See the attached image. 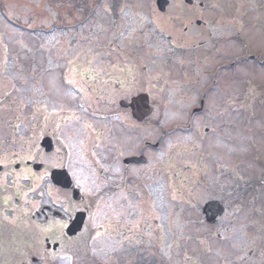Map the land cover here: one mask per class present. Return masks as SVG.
Instances as JSON below:
<instances>
[{
    "label": "flooded vegetation",
    "instance_id": "obj_1",
    "mask_svg": "<svg viewBox=\"0 0 264 264\" xmlns=\"http://www.w3.org/2000/svg\"><path fill=\"white\" fill-rule=\"evenodd\" d=\"M167 1L122 30L139 0H89L95 40L42 56L52 70L0 61V264H172L225 240L207 264H264V19L249 0Z\"/></svg>",
    "mask_w": 264,
    "mask_h": 264
},
{
    "label": "rangeland",
    "instance_id": "obj_2",
    "mask_svg": "<svg viewBox=\"0 0 264 264\" xmlns=\"http://www.w3.org/2000/svg\"><path fill=\"white\" fill-rule=\"evenodd\" d=\"M88 1L89 0H0V10L2 11H0V20L4 21L5 19L8 22L6 23L4 21L6 23L5 28L2 26L4 23L0 24V41L4 44V49H0V58L6 57L7 55L10 56V46H16L12 48V54H19V58L22 61L21 63H17L14 56H11V64L6 62V67H4L5 70L7 66L9 67L10 65L11 71L15 73H22L23 69L36 70L37 67L34 66L33 62L36 61L37 64H41L40 71H43L48 68V65L43 64L42 56L59 54L61 51V49L57 47L59 41L64 43L65 41L75 40L78 43L83 42L87 45V38L94 39L95 34L90 37V33L92 30H99L100 19L102 18L99 9L93 13V18H97L93 20L95 24L91 21L87 23V15L83 13L87 9ZM143 1L139 0V6L143 9L139 12H135L137 15L131 12L122 14L120 20L122 25H120V29L125 30L128 26L126 23H130L131 19H133V24L139 23L144 25L145 21H138L137 17L142 20H148L146 14L151 12L144 11V7H149L150 2L144 3ZM38 11H40L39 14H37ZM85 12H87V10ZM103 18H105L104 15ZM260 19H264V0H249V20L252 22H262ZM96 33L99 38H105L104 31H97ZM125 34L126 32H123L120 38H124ZM249 48L252 49V51H257L264 55V32L261 27H249ZM7 60L8 57L6 61ZM261 72L263 71L260 70V76ZM257 73V71H254L252 76L259 77L254 75ZM257 121L261 122V120ZM247 176H249V174H247ZM237 182L239 181L237 180ZM240 182L242 184L245 180L243 179ZM239 187V189L242 190L246 189L244 185ZM226 241L227 240L224 242L215 241L213 243L215 247L210 245L211 254L206 255L205 258H207V260H203V262L208 261L213 263L214 260L219 263L227 262L229 255L233 253V251L231 247L226 244ZM230 241L234 245L238 243L237 238ZM217 253L218 255L216 256ZM194 257L195 255L190 253V251L185 255H172L171 263H192Z\"/></svg>",
    "mask_w": 264,
    "mask_h": 264
},
{
    "label": "water",
    "instance_id": "obj_3",
    "mask_svg": "<svg viewBox=\"0 0 264 264\" xmlns=\"http://www.w3.org/2000/svg\"><path fill=\"white\" fill-rule=\"evenodd\" d=\"M158 5H159V7H164L166 5V3L165 2L160 3V1H159ZM55 177H57L56 180H55ZM55 177H54V182L57 183L58 185H60L61 187L71 188L73 186V184L69 181L68 177L65 178V177H62L61 175L55 176ZM77 228H78V226H77ZM73 231H75V230H73Z\"/></svg>",
    "mask_w": 264,
    "mask_h": 264
}]
</instances>
